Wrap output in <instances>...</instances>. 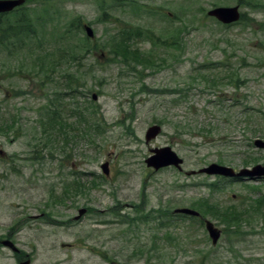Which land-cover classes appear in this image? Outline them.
Returning <instances> with one entry per match:
<instances>
[{
	"label": "rangeland",
	"instance_id": "1",
	"mask_svg": "<svg viewBox=\"0 0 264 264\" xmlns=\"http://www.w3.org/2000/svg\"><path fill=\"white\" fill-rule=\"evenodd\" d=\"M237 5L242 17L230 26L208 16ZM0 21L23 31L0 44V264H264V179L199 173L213 163L264 165L254 147L264 140V0H27ZM113 21L161 36L157 46L151 37L137 44L153 52L155 68L110 54ZM171 37L180 51L162 45ZM65 45L83 57L81 71H45ZM65 73L81 79L77 99L59 106ZM211 75L213 85L202 78ZM56 106L91 107L94 129L57 139L45 123ZM155 124L162 132L147 143ZM166 147L184 159L182 171L148 167ZM180 208L203 220L175 215ZM227 208L246 212L241 225L214 214ZM80 209L87 213L75 220ZM204 220L222 231L217 245Z\"/></svg>",
	"mask_w": 264,
	"mask_h": 264
},
{
	"label": "trees",
	"instance_id": "2",
	"mask_svg": "<svg viewBox=\"0 0 264 264\" xmlns=\"http://www.w3.org/2000/svg\"><path fill=\"white\" fill-rule=\"evenodd\" d=\"M0 22H1L0 24L2 25V21ZM26 22L31 28V33L36 32L35 28L32 27L31 22L29 20H27ZM110 24H112L113 26L112 31H114V35L111 37L110 43H108L111 48L110 54H113L116 57H118L121 60L122 64L126 66L135 64L137 66H142L145 69H153L155 68V66H157L156 56L153 54V52L152 51L150 52L141 51L140 49L141 47H138L137 44L139 43V41H146L147 39L151 37V39L154 40L152 43L157 46L160 43L161 36L155 38L154 37L155 35L150 32H148V34L138 35L134 31L135 29L119 27L117 25L118 21H113ZM115 27H117L116 32H115ZM10 31L12 32V34L10 33ZM0 32H1L0 33V41H1L0 44L1 45L3 44V46L7 48V45L5 42L9 40L10 38L15 37L14 34L18 32H23V31L21 29H18L17 27L10 25L4 31L3 29H0ZM67 40L68 39H66V41ZM177 40L178 39H175V37H171L165 42L163 41L162 45L165 46L168 50H173L175 48H178V51H180L182 49L180 48L181 44L179 45V40L178 41ZM103 48H105V46ZM90 53L91 51L89 50L83 56H87V54H90ZM76 54L77 52L71 49V47H68L67 45H65L62 50H59V49H57V51L54 50L52 53L53 56L52 55L50 56L51 64L49 63L48 65H46L48 67H46L45 71H47L48 68L50 69L51 73H54V71H56L57 69H61V70L63 69V71L65 69L67 71V70H74L75 68L76 71H81L80 70L81 64H83L84 59L83 57L81 58L78 57V55ZM44 59L47 60L46 58ZM50 76H51V80L53 81L54 80L53 76L52 75ZM47 77L50 78L49 76ZM202 78L207 82L212 81L211 82L212 85L216 82L215 77L213 75H211V78L208 80L206 77L202 76ZM230 78L232 80H237V78L235 79L234 74H232ZM60 79H62L61 82H59L60 89H62V91L65 92L66 94L64 95L62 94L63 96H61L59 93H57V95L61 96L58 99H55L56 102L57 101L59 102V106H61L63 102L66 100H76L77 99L76 97L77 89L74 87L75 85L74 82H78V80H80L81 78L76 76V74H66L65 73V74H62ZM57 108L58 106H56V108L53 109L51 113L49 112L47 115V118L45 119L46 125L47 123L49 124V126L48 125L47 126L53 131L57 139H60L61 138L60 136H62L63 140L66 141V144H69L73 142L71 138L72 137L71 132L77 131L78 129L82 131V134L88 135L87 130L91 131V128H92V126L90 125V121H89L90 115H88V111L91 109V107L89 108L86 107L83 111L81 110L78 111L79 110L78 107H75L74 109L69 108V109H65L62 111H59V109ZM95 112L99 114L98 108H95L93 110V114ZM75 118L77 119L76 122H79L82 126L76 127L70 122L71 120ZM0 130L3 132L7 131V129L4 128V126L0 128ZM80 185L81 183L77 184V187ZM77 189L80 190V188H77ZM260 203L263 204L264 201H261ZM259 209L260 207L256 208L254 211L256 213H259ZM228 210L229 209L227 208L224 210L217 211L214 214L227 227L232 228V227L241 225L243 221L241 222L239 220H243V216L246 215V212L244 211L243 213H238L236 211H228Z\"/></svg>",
	"mask_w": 264,
	"mask_h": 264
},
{
	"label": "water",
	"instance_id": "3",
	"mask_svg": "<svg viewBox=\"0 0 264 264\" xmlns=\"http://www.w3.org/2000/svg\"><path fill=\"white\" fill-rule=\"evenodd\" d=\"M25 0H0V13H7L13 11L15 8L23 5ZM210 16L216 17L219 21L224 24H231L233 22H237L240 18V14L238 11V7L234 8H217L209 12ZM85 31L89 38H94V32L92 28L88 25L85 26ZM94 100H97V96H93ZM162 131L161 126L154 125L150 127L146 133V141L149 143L150 141L156 139ZM256 145L259 148H264V142L258 140ZM183 159L179 158L178 155L170 148H158L153 150V155L146 160L148 167H152L155 170H160L165 167L174 166L181 169V165L183 164ZM102 169L106 175H109L108 164L102 165ZM201 173H206L209 175H222L226 177L237 176H248V177H264V166L258 165L253 169H244L240 173L235 174L234 170L229 167L221 166L218 164H212L209 167L202 169ZM86 213V210L80 211V216L76 219H79L83 214ZM176 213H182L187 215L197 216L198 213L191 209H180L176 210ZM207 230L212 238L213 244H217L221 237V231L214 227L211 222L207 223ZM3 245L12 248L13 251L17 252L15 245L10 241H4ZM21 264H31L30 260L22 262Z\"/></svg>",
	"mask_w": 264,
	"mask_h": 264
},
{
	"label": "flooded vegetation",
	"instance_id": "4",
	"mask_svg": "<svg viewBox=\"0 0 264 264\" xmlns=\"http://www.w3.org/2000/svg\"><path fill=\"white\" fill-rule=\"evenodd\" d=\"M10 14V13H9ZM9 14H0V19H5ZM199 218V217H198Z\"/></svg>",
	"mask_w": 264,
	"mask_h": 264
}]
</instances>
